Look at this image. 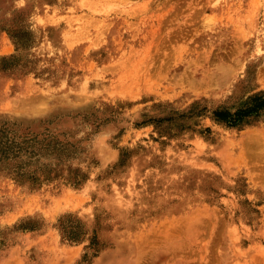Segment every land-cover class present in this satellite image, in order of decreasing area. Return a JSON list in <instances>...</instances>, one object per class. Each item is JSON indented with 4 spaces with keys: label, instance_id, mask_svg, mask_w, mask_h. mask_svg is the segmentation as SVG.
Here are the masks:
<instances>
[{
    "label": "rangeland",
    "instance_id": "374dc122",
    "mask_svg": "<svg viewBox=\"0 0 264 264\" xmlns=\"http://www.w3.org/2000/svg\"><path fill=\"white\" fill-rule=\"evenodd\" d=\"M263 97L264 0H0V264H264Z\"/></svg>",
    "mask_w": 264,
    "mask_h": 264
},
{
    "label": "trees",
    "instance_id": "16d2710c",
    "mask_svg": "<svg viewBox=\"0 0 264 264\" xmlns=\"http://www.w3.org/2000/svg\"><path fill=\"white\" fill-rule=\"evenodd\" d=\"M258 105H264V97H263V98H258ZM238 118H239V116L236 117V118L230 119L229 122L233 123V122H235Z\"/></svg>",
    "mask_w": 264,
    "mask_h": 264
},
{
    "label": "bare ground",
    "instance_id": "6f19581e",
    "mask_svg": "<svg viewBox=\"0 0 264 264\" xmlns=\"http://www.w3.org/2000/svg\"><path fill=\"white\" fill-rule=\"evenodd\" d=\"M109 7H110V6H109ZM109 7H108V8H109ZM158 20H160V19L158 18ZM136 24H137V23H136ZM137 29H138V28H137ZM142 241H144V240H142Z\"/></svg>",
    "mask_w": 264,
    "mask_h": 264
}]
</instances>
